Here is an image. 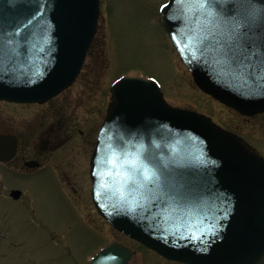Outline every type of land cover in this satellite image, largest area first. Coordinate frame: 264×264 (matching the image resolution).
Instances as JSON below:
<instances>
[{
    "label": "water",
    "instance_id": "1",
    "mask_svg": "<svg viewBox=\"0 0 264 264\" xmlns=\"http://www.w3.org/2000/svg\"><path fill=\"white\" fill-rule=\"evenodd\" d=\"M100 16L101 0H0V98L44 102L71 85ZM160 19L204 91L244 114L264 111V0H169ZM113 98L93 159L111 221L172 259L258 264L264 159L208 118L167 105L154 80L125 77ZM16 151L0 136L1 160ZM131 257L113 243L91 264Z\"/></svg>",
    "mask_w": 264,
    "mask_h": 264
},
{
    "label": "rangeland",
    "instance_id": "2",
    "mask_svg": "<svg viewBox=\"0 0 264 264\" xmlns=\"http://www.w3.org/2000/svg\"><path fill=\"white\" fill-rule=\"evenodd\" d=\"M165 1L101 0L97 35L74 85L43 104L0 100V123L21 134L29 152L52 123L63 139L44 170L30 177L0 164V264H89L112 240L132 248L131 264H185L121 233L95 207L90 160L117 79H156L168 104L212 115L264 155V112L246 119L196 86L160 23ZM16 188L23 192L19 200Z\"/></svg>",
    "mask_w": 264,
    "mask_h": 264
},
{
    "label": "flooded vegetation",
    "instance_id": "3",
    "mask_svg": "<svg viewBox=\"0 0 264 264\" xmlns=\"http://www.w3.org/2000/svg\"><path fill=\"white\" fill-rule=\"evenodd\" d=\"M8 103H11V102H8ZM12 104H17V103H12ZM239 116L242 117V115H239ZM243 117H245L246 119L253 118L250 116H243ZM55 125L56 124L52 123L49 126H46V128H44L42 132V136L38 143V147L36 148V150L29 152L28 151L29 146H26V147L23 146V143H24L23 136L17 133L16 131H14L13 129H11L10 125L0 123V134H5V135L13 134L18 138L17 154L12 159H10V161H7V162L0 161V164L10 168L17 174H20L21 176H26V177H30L34 175V173H36L37 171H43L48 163L47 155L51 154L63 142V139H57L59 138L60 135L56 132L57 130L53 128V126ZM45 134H47L46 137H44ZM28 161H36L37 165L34 167L27 166L26 163ZM21 196L17 200H19Z\"/></svg>",
    "mask_w": 264,
    "mask_h": 264
}]
</instances>
